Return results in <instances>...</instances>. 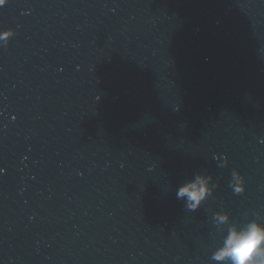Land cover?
<instances>
[{"label":"water","instance_id":"1","mask_svg":"<svg viewBox=\"0 0 264 264\" xmlns=\"http://www.w3.org/2000/svg\"><path fill=\"white\" fill-rule=\"evenodd\" d=\"M252 223L264 0H0V264H231Z\"/></svg>","mask_w":264,"mask_h":264},{"label":"clouds","instance_id":"2","mask_svg":"<svg viewBox=\"0 0 264 264\" xmlns=\"http://www.w3.org/2000/svg\"><path fill=\"white\" fill-rule=\"evenodd\" d=\"M185 192L182 189L178 195ZM226 247L216 259L230 260L231 264H264V227L252 223L240 232L229 233Z\"/></svg>","mask_w":264,"mask_h":264}]
</instances>
